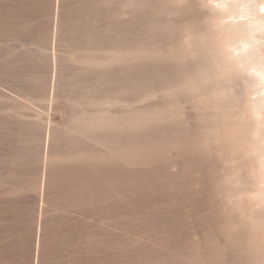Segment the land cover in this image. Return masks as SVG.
<instances>
[{
  "label": "rangeland",
  "instance_id": "obj_1",
  "mask_svg": "<svg viewBox=\"0 0 264 264\" xmlns=\"http://www.w3.org/2000/svg\"><path fill=\"white\" fill-rule=\"evenodd\" d=\"M242 1L0 0V264H264Z\"/></svg>",
  "mask_w": 264,
  "mask_h": 264
},
{
  "label": "bare ground",
  "instance_id": "obj_2",
  "mask_svg": "<svg viewBox=\"0 0 264 264\" xmlns=\"http://www.w3.org/2000/svg\"><path fill=\"white\" fill-rule=\"evenodd\" d=\"M255 1L258 2V0H243L240 3L242 9L238 11V15L235 14V16L233 14L234 16H232L234 20H236V18H241L243 20H239V22L236 23L231 21V27H233L232 29L234 30V32L243 33L248 37V41L236 47L235 50L238 52L239 58L248 61L254 60L256 66L253 67L254 70L252 71L254 72L250 76L255 86L259 87L258 92L261 93L262 91H264V53L261 52L260 48L264 45V42L263 40L260 41L257 33H261L262 31H264V4L261 5L260 9H258L256 5L260 3L255 5ZM248 2L254 3L253 9L249 8ZM240 5H238L237 7H239ZM222 6L224 5L222 4ZM261 99H263L264 101V95Z\"/></svg>",
  "mask_w": 264,
  "mask_h": 264
}]
</instances>
